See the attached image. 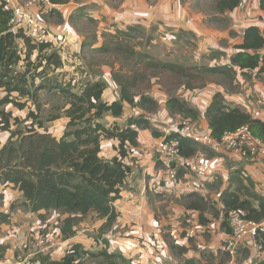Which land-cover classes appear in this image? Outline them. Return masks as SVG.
<instances>
[{"label":"trees","instance_id":"1","mask_svg":"<svg viewBox=\"0 0 264 264\" xmlns=\"http://www.w3.org/2000/svg\"><path fill=\"white\" fill-rule=\"evenodd\" d=\"M241 1L218 0L217 7L233 11ZM259 5L264 12V0H259ZM11 19V8L0 1V87L5 90V95L0 97V130L10 134L7 144L0 149V184H10L18 189L25 199L23 205L29 207L32 213L53 211L66 215L69 218L66 224L69 226L74 220L95 213L100 220H106L102 229L110 228L118 219L115 203L121 199V193L132 173V168L125 163V159L132 149L139 147L138 129L150 130L155 138L179 140L180 156L183 158H193L200 148L206 150L200 143L180 136L176 129L166 136L153 126L146 115L147 111L158 106L157 101L145 93L151 87L152 79L159 77L161 80H169L172 75L174 86L178 81L179 87L184 85L191 88V83L197 81L191 76V70L176 64H156L150 56L138 55L135 50L131 51L123 46L130 36H124L126 32H118L116 37H112L118 48L136 60L129 72L124 70L125 66L113 71V78L120 86V97L110 103L103 98L108 85L102 79L85 83L80 91L73 80L66 86L61 85L58 80L54 83L52 80L46 82L47 70L54 73L63 67L59 50L51 43L38 44L26 38L22 29L16 30L9 26ZM19 41L23 42L22 50ZM106 46L107 44L97 50L104 52ZM235 49L236 52L231 57V68L236 67L242 72L264 73V28L247 27L243 33V42L235 46ZM34 54H37L35 62L32 61ZM19 67L23 69L19 70ZM40 69L42 70L39 71ZM225 71V68L203 67L199 73L225 75ZM160 73L165 78L160 77ZM46 88L58 91L68 100V107L65 109L68 123L61 137L52 135L40 119L42 106L39 95ZM171 91L168 90L170 98L167 101L171 117L180 118V122L189 120L195 123L201 113L186 101L173 97ZM14 94H18V97H14ZM29 104H33L35 109L29 108ZM10 105L21 111L28 110L25 123L30 121V125L26 127V133L13 128L17 127L20 120L13 118L11 112H6L5 107ZM127 105L135 112L123 124L117 121L104 123L108 116L121 119ZM205 117L210 135L216 140L245 126L264 140V121L253 118L241 107L227 105L221 93L213 96ZM104 141L117 142L114 146L118 151L117 156L112 159L102 156ZM159 165L157 162V166ZM187 171L190 172L185 167L178 169L176 185ZM235 181L237 184L243 183L238 177ZM248 183L254 191V184L251 181ZM241 187L233 189L230 186L220 194L226 220L223 228L228 234H232V229L227 225V216L230 211L240 212L247 221L261 225L255 242L264 250V197L254 191L249 194L250 198L243 199ZM187 199L198 200V203L188 204L187 208L200 212L203 222L201 211L207 206L205 199L196 194L189 195ZM7 217L2 216L3 219ZM62 232L67 238L75 234L73 228H65ZM168 242L173 253L180 255L185 251L172 241ZM81 255L105 257L108 261H126L122 254H109L107 250L94 254L84 250L81 245L73 246L60 261H53L48 256L42 259L36 257L43 264H80Z\"/></svg>","mask_w":264,"mask_h":264},{"label":"crops","instance_id":"2","mask_svg":"<svg viewBox=\"0 0 264 264\" xmlns=\"http://www.w3.org/2000/svg\"><path fill=\"white\" fill-rule=\"evenodd\" d=\"M27 0H16L17 3L24 4ZM194 0H56L53 4L55 7L47 14L39 15L34 11L39 20L50 30L51 35L56 39L53 46L59 50L61 59L63 57H71L72 53L81 55L85 50L91 49L96 51L107 44L106 35L116 37L118 32H125L131 29H150L152 26L167 28L169 33L160 35L159 43L162 46L179 48L182 46L183 36L186 33H193L200 42L199 47H203L208 53L212 49L222 53L223 59L219 65H210L209 68H223L231 66V57L236 52L235 46L243 42L244 30L249 26H258L264 28V12L260 9L259 4H252L247 12H242L239 7L233 11L221 10L214 7L217 15L231 19L232 26L230 29H220L212 27L207 22L208 17L205 15L204 8L193 7ZM53 2V0H52ZM60 2V3H59ZM192 2V4H191ZM249 18H253L252 22ZM94 24L93 40H89V36L84 32V26ZM236 32L239 36L234 40L232 34ZM228 40L232 42L231 47H223L221 42ZM153 45L155 43L153 42ZM152 45V46H153ZM22 46L23 49V44ZM201 53V51H198ZM264 53V49H263ZM196 57H201L195 52ZM225 55V57H224ZM85 57V55H82ZM151 57V56H150ZM195 58V57H194ZM83 60V59H82ZM183 61L175 59L172 64L187 66L190 61L193 66L199 65L194 60ZM85 61V60H84ZM215 63L216 59L214 60ZM65 63V61H63ZM167 63H171L166 61ZM103 70V71H102ZM100 69L95 75V80H104L108 87L103 98L107 102H113L120 97V86L113 78V71H118L112 62ZM62 71V69H61ZM234 71L239 74L237 82L241 86L238 93H232L227 86L223 84L207 83L205 87L199 88L192 86L186 88L181 85L177 88V96L181 100L186 101L190 106L197 109L201 115L195 123H199L200 131L197 135L210 133L205 113L209 107L213 96L217 93L224 95L228 103L239 106L248 112L253 118L264 121V73L257 71L242 72L234 67ZM223 76L222 74H219ZM75 77V74L71 78ZM248 80H253L248 82ZM77 82L73 79V83ZM81 88H79L80 91ZM147 95L155 99L158 103L157 111L153 114L146 115L153 126L159 127L162 133L165 126H158L155 123L162 119L174 121L167 108V101L170 98L168 89L163 81L158 77L152 79V84L145 91ZM135 110L127 105L125 113L121 119H113L108 116L106 120L112 122H125L130 116L134 115ZM173 120H172V119ZM180 118H176L174 123L178 125ZM110 123V122H108ZM159 124H162L161 121ZM175 130V129H174ZM173 131V130H172ZM139 147L132 149L125 163L132 168V173L125 185L121 199L115 203L118 213L117 221L110 227L105 237L109 244L105 249L112 252H120L128 258L139 261L142 264L150 261L152 264H180L179 259L185 258V262L190 264H204L205 258H201L202 252L208 253L209 257L215 258L216 264H235L236 258L241 256L240 252L249 254V259L244 260L243 264H264V250H261L255 239L248 238L239 247L238 255L230 257L225 250V245L230 238L223 228L225 223L223 205L220 203V194L230 186H235L238 177L243 183L251 181L254 184V191L264 197V157L252 159L242 156L238 151L224 150L222 153H215L210 149L200 148L195 156L202 158L204 166H206V174L200 176L195 173L186 172L179 179V184L172 188L159 186V181L165 175V170L161 165L157 166V144L162 138L153 137L150 130L138 129ZM166 134V133H165ZM116 141H104L102 145V156L106 159H112L118 155L114 146ZM109 148L106 153L105 148ZM209 150V151H208ZM194 156V157H195ZM136 159V160H135ZM150 177L148 180L147 177ZM222 182L221 192L215 195L211 184L213 179ZM137 182V188L133 183ZM4 197L3 205L0 206V214L8 216L0 221V264H20L26 257L37 256L42 253L44 256L49 254L51 260L60 261L71 251L73 246L81 245L84 250L97 246L96 237L90 236L86 231H93L73 226L75 232L69 238L48 240L49 242L42 247L39 252L29 250L25 254V249L33 240L42 238L41 223L37 220V216L43 215L45 211L39 214L32 213L29 207L23 205L26 209L17 208L12 210L11 207L16 200H20L21 204L25 203L23 194L14 186L4 184L1 187ZM134 191H137L134 192ZM175 193L176 198L184 199L189 195H199L205 199V203L211 199L218 202V212L215 218L203 209L201 211L203 222H201L200 212L189 210L187 205L182 206L181 211L189 216L187 222H191L195 236L192 248L187 237L182 234L188 229L183 224V228L174 222H159L152 213L147 210L150 208V198L159 193ZM208 205V203H207ZM207 207V206H206ZM209 210V209H208ZM56 213V212H54ZM206 214H209L206 215ZM67 218L64 216L63 218ZM100 220V219H99ZM10 222V223H7ZM103 225L106 220H100ZM185 222V221H184ZM166 225L172 226L168 237L165 233ZM228 225V223H227ZM229 226V225H228ZM261 226V225H260ZM167 227V229H168ZM101 228V229H102ZM190 228V227H189ZM105 230V229H104ZM102 229V232H105ZM59 233V232H58ZM106 233V232H105ZM205 234L207 236H205ZM166 235V236H165ZM192 237V236H190ZM168 238V239H166ZM57 239V238H54ZM172 240L180 248H184L183 254L176 255V259L171 253L169 242ZM100 242V240L98 239ZM108 241H105L108 243ZM208 251V252H207ZM22 254L20 255V253ZM229 257V260H223L222 254ZM255 259H258L255 262ZM242 263L240 261L238 264Z\"/></svg>","mask_w":264,"mask_h":264},{"label":"rangeland","instance_id":"3","mask_svg":"<svg viewBox=\"0 0 264 264\" xmlns=\"http://www.w3.org/2000/svg\"><path fill=\"white\" fill-rule=\"evenodd\" d=\"M217 2L218 0H194L193 4L195 5H193V7L197 6L198 8L205 9V12H206L205 15L208 17L207 22L209 23L210 26L220 28V29H230L232 26L231 19L217 15L216 11L214 10V7ZM249 20H253V18H249ZM94 29H95V25L91 23L84 26V32L85 34H87V36H89V40L91 41L94 39L93 38ZM125 32L126 34L124 36L126 35L130 36L129 37L130 39H128V41H124L125 43H123V46L131 49V51L132 49L135 50V53H137L138 55L144 54L146 56H151V60L156 64H172L173 60L175 59H178V60L183 59V61H188L187 59L189 60L195 59L194 62H197L199 65L193 66L191 64H194V63L190 61L191 63L188 62L189 65L185 66V68H188L189 70H191L190 71L191 76H194V78L197 80L191 83V85L193 84L192 86L195 85V86H198L199 88H202L203 86L205 87L207 83L215 82L216 84H223L224 86L226 85L228 90L231 91L232 93H238L240 91L241 86L236 84L237 77L239 76V74L237 73V71L235 72L234 69L231 67L229 68L223 67L226 70L225 71L226 74L223 76L219 74L203 75L199 73V70L202 69L203 67L207 68L213 64H215L216 66L219 65L220 62H222L221 60L223 59V55L222 53L213 51L216 49H212L210 52L207 53L203 47L202 48L199 47L200 42H202L203 40H199V38L193 33H186L185 36H183V39H181L182 44H183L182 46H180L179 48H171V47L162 46V43H159L161 42L160 37H159L160 35L162 34L168 35L169 30L167 28H160L159 26H152L150 29H146V30L137 28V29H131ZM169 34H173V33H169ZM238 36L239 35L236 32L232 34V37L234 40H237ZM105 38H106L107 46L106 48H104L105 50L103 49L104 52L102 50L94 51V50L88 49V50H85L84 53H82L81 55L79 54L75 55V53H72L71 57H68V58L63 57L62 62L65 61V63L63 62L62 71L61 69H59L53 73L52 70H47V74L45 75V78H46L45 81L48 82L49 80H52V82L54 83L56 82V80H58L59 83H61V85L66 86V84H69L71 80L76 79L77 82H75L74 84L76 85L77 90H79V88H82L83 85H85V83L89 81H94L96 78L95 75L98 74L99 70L100 69L102 70L103 67L107 66L111 62H112V65H115V67L118 70L121 67L125 66L124 70L129 72V70H131L130 67L133 64V62H135L136 58L128 55V53H126L124 50L119 49L115 39H113L110 35H106ZM123 40L125 39L123 38ZM153 42L155 43V45H153ZM19 43L21 45L23 44L22 41H19ZM232 44L233 43L232 42L230 43L228 40H224L223 42H221V45L226 48L231 47ZM20 49L22 50V46H20ZM198 51H201V53H199ZM195 52H197L201 57L200 58L196 57ZM82 55H85V57ZM36 57H37V54H34V56L32 57L33 62H35ZM215 59L217 63H215L214 61ZM166 61L171 62V63H167ZM178 66H181V65H178ZM22 69H23L22 67H19V70H22ZM41 70L42 69H40L39 71ZM73 74H75V77L71 78ZM159 75L160 77H163L161 73ZM163 78H165V76ZM162 81L165 84V87L169 91L172 90L171 93L173 97H179L177 96L178 94L177 88L179 87L178 85L179 82L177 81V85H176L177 87L174 86L175 84H174L172 75L169 78V80L163 79ZM251 81L253 80H248V82H251ZM4 95H5V90L0 87V97H3ZM17 95L18 94H14L13 96L17 98L18 97ZM39 96H40L39 100L42 106V109L40 112V119L44 122V124L46 125V128L52 135L56 137H61L63 133L65 132L66 126L68 123V120L65 117V109L68 107L67 105L68 100L64 98L63 96H61V93H59L58 91L50 90L48 88L41 91ZM225 101L227 105L236 107V105H232L228 103L226 99ZM29 108L35 109L33 104H29ZM5 110L6 112H11L13 115V118H18L21 122V123L20 122L18 123L17 127L14 126L13 128L14 129L16 128V130H18L21 133H26L27 132L26 127L30 125V121L25 123L28 110L21 111L13 107L12 105L5 107ZM154 111L156 112L157 108L149 110L148 114H153L155 113ZM111 121L112 120L105 119L104 123L106 124L108 122L111 123ZM160 121L162 124H159ZM160 121H157L155 124L158 126L160 125L162 127L165 126V129H164L165 133L172 132V130L177 129V126L174 124L176 122V119H174L172 123L171 121H168L167 118L162 119ZM119 123L123 124L124 122L119 121ZM198 127H199V123L192 124V131L195 132L196 134L200 131ZM156 128L158 130H161L159 127H156ZM9 136L10 134L8 132L6 133L0 130V149L5 144H7ZM108 150L109 148L106 147L105 148L106 153L108 152ZM147 179L149 180L150 177L148 176ZM133 185H135L137 188V182L133 183ZM222 185L223 184L221 181L214 178L213 183L211 184L212 186L211 192L219 196ZM2 186L3 184H0V206L3 205L2 203L3 198L1 197H4L3 192H2L3 190H1ZM239 186H242L240 194L243 199L250 198L249 194L254 193V191L250 188L249 183L235 184L233 189H237ZM134 192L137 193V191H134ZM150 200H152L150 204L151 206L149 210L147 211L149 213H152L159 222H164L165 220L174 222V224L176 223L179 224L181 228H183V224L186 225L188 229L184 230V233L182 235L188 238L189 244L191 245L192 248L196 247L193 241L194 240L193 237L195 236L191 235V233L193 232L192 230L193 227L191 228L192 224L191 222L186 221L189 219V216L187 214L185 215V213H183L181 209H182V206L188 205L191 202L198 203V200L197 199L188 200L186 198L184 199V196H183V199L176 198V194L173 192L172 193L170 192L159 193L158 196L153 195L150 198ZM207 203L208 205L207 207H205V211L207 213H210L215 218L218 212V207H217L218 202L215 200L212 201L211 199H209ZM17 208L26 209L25 207H23V204H21L20 200H16L15 203H13L11 207L12 210H15ZM206 215L209 216V214H206ZM2 216L4 215L0 214V221L1 219L3 220ZM64 216L66 215L54 213L53 211H50V212L45 211L43 215H40V216L38 215L37 220L42 225V228H41L42 238H40V240L36 239L35 242L32 240L28 248L24 250L26 251L24 253L27 254L29 250H32V252H39V250H41L42 247L45 246L49 242L48 240H58V239L67 238L63 235L62 231L65 228L67 229L73 228V226L75 225L77 226L78 223H79V228L82 226L83 229L93 230V231H86L87 232L86 235L92 234L90 236L96 237L97 239V246L89 248V250H87L88 252L97 254L103 250H107L105 249L104 246L109 244V241L101 235L107 234L109 231H111V229H108V230L105 229L106 231L105 230L104 231L106 233L102 232V229H101L102 223L100 222L98 216L95 213H90L88 216L84 217L83 219L74 220L75 222H72L73 224L72 225L70 224V226L69 224H66L69 218L68 217H67L68 219L66 217L63 218ZM224 219H225V216H224ZM7 223H10V222H7ZM167 227L168 225H166V228L164 229L165 233H168L172 229V226L168 227V229ZM169 233L167 234L168 237L170 236ZM205 236L207 235L205 234ZM54 238H57V239H54ZM98 239L100 240V242L98 241ZM105 241H108V243ZM168 241H172V240L169 239L167 240V242ZM244 251L245 252L243 253L240 252L241 256L236 258L235 264H238L240 261H242V263L240 264H243L244 260L249 259L250 256L247 253V250H244ZM108 253L109 254H121L120 252L115 253L112 251L110 252L108 251ZM21 254L22 252L20 253V255ZM171 254L176 259L177 254L175 253H171ZM46 256L50 257L49 254H47ZM46 256H44L42 253H39V255H37V257L41 259ZM123 256L126 259L125 263H123L120 259H111L110 261H108L109 259H106L105 257L92 258L91 256H88V255H81V259L79 262L80 264H112V263L142 264L139 261H135L132 258L126 257L125 255ZM222 257H223V260H229V257L226 258V255L224 253L222 254ZM201 258L202 259L205 258L204 261L202 262L204 264H216L215 258L209 257L208 253L204 251L202 252ZM185 260H186L185 258L179 259L180 264L185 262ZM257 260L258 259H255V262ZM143 264H152V262L145 261V263Z\"/></svg>","mask_w":264,"mask_h":264},{"label":"built area","instance_id":"4","mask_svg":"<svg viewBox=\"0 0 264 264\" xmlns=\"http://www.w3.org/2000/svg\"><path fill=\"white\" fill-rule=\"evenodd\" d=\"M5 2L12 10V19L9 22L10 27L24 31L25 37L35 43H51L56 39L51 35L50 30L39 20L37 14H47L55 5L52 0H27L24 4L17 3L16 0H0ZM252 4H259V0H242L239 9L249 14ZM34 11L37 12L35 15ZM264 22V17H263ZM180 136L193 140L215 153L227 151H238L242 156L252 159L264 157V140L257 137L248 127H242L234 132L226 133L220 140L213 138L210 133L197 135L192 131V123L189 120L180 122V128L175 130ZM171 132H167L168 136ZM157 162L165 170V175L159 181L158 185L166 188H172L178 183V169L185 167L191 173L204 176L207 172L202 162V158L195 156L193 158H183L180 156L179 140H169L162 138L157 144ZM227 223L232 229V234L228 239L225 250L234 257L239 247L248 238L255 239L260 225L247 221L238 211H230L227 216ZM20 264H43L36 256L26 257Z\"/></svg>","mask_w":264,"mask_h":264}]
</instances>
